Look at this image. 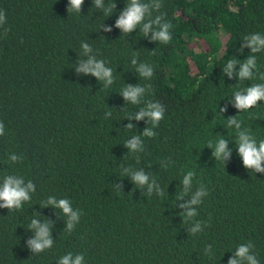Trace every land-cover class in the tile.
I'll return each mask as SVG.
<instances>
[{
  "label": "trees",
  "instance_id": "1",
  "mask_svg": "<svg viewBox=\"0 0 264 264\" xmlns=\"http://www.w3.org/2000/svg\"><path fill=\"white\" fill-rule=\"evenodd\" d=\"M104 2L116 3L112 15L92 0H84L81 13H68L69 0H0L10 29L5 35L0 28V180L15 174L36 185L22 209L0 208V264H56L68 252L82 253L84 264H227L248 241L264 264V173L243 166L235 128L226 127L227 117L236 115L257 140L264 139V101L243 112L229 102L234 91L264 83V52L256 54L254 80L230 79L222 71L228 59L248 56L250 49L240 52L245 35L264 34V0H162L153 16L164 13L172 25L168 44L150 41L139 29L121 33L115 20L126 0ZM81 42L112 68L109 88L91 74H76ZM134 53L152 66L150 80L135 72ZM129 83L150 84L143 99L165 108L156 136L142 137L144 151L137 154L128 153L124 142L151 125L125 118L143 106L119 94ZM108 111L112 116L105 118ZM129 122L136 127L126 129ZM219 138L232 149L226 164L206 146ZM11 153L22 161L10 162ZM161 161L171 163L162 168ZM121 165L143 168L163 195L147 196L123 177ZM188 170L196 172L193 191L202 183L209 192L195 218L207 223L195 236L176 206ZM50 195L82 210L71 233L59 209L41 208ZM36 212L42 222L53 221L54 239L38 255L27 247ZM209 244L213 254L205 255Z\"/></svg>",
  "mask_w": 264,
  "mask_h": 264
},
{
  "label": "clouds",
  "instance_id": "2",
  "mask_svg": "<svg viewBox=\"0 0 264 264\" xmlns=\"http://www.w3.org/2000/svg\"><path fill=\"white\" fill-rule=\"evenodd\" d=\"M84 0H69L67 8L68 13H81V8ZM92 4L96 9L102 10L105 15H112L113 9L116 10V3L108 6L105 5L104 0H92ZM162 0H126L124 8L120 11L118 18L115 20V27L120 29L121 33L130 34L134 30L139 29L143 33V37L148 38L152 42L161 44H168L172 39L170 29L172 25L166 21L165 14L160 13L153 16L154 12H159L162 8ZM6 24L5 11L0 9V28H3L6 35L10 29L4 27ZM101 28L105 32L112 31L110 26L104 24ZM149 33L151 35L149 36ZM240 45V52L245 48L250 49L248 56L243 60L228 59L223 66V74L228 78H237L239 81H251L257 78L259 72L257 65L256 54L264 52V34L259 32L245 35ZM82 51L79 53L77 61L78 67L75 68L77 75L91 74L96 77L98 81L103 82L104 88H109L114 83L113 70L107 66L103 59H98L93 53L92 47L87 42H81ZM154 54V50H153ZM131 64L135 66V72L146 80H150L154 75V70L151 65L145 62H138V54H133ZM237 65L239 69L237 71ZM259 79L264 81V73H259ZM151 91V85L145 84H126L121 89L119 94L124 101L131 105L143 106L136 112L129 113L125 118L129 121L145 120L147 125L140 135H133L124 142V147L128 153L137 154L144 151V143L142 137L152 138L156 136L155 128L159 126L161 120L164 119L165 108L158 101L144 100L146 93ZM234 99L229 102L239 112L247 111L258 105V102L264 101V83H253L244 89L234 91ZM220 113L227 111V104L219 109ZM105 118H110L112 113L105 112ZM126 129H133L135 124L129 122L124 126ZM227 128H235V147L237 153L242 159L243 166L255 173H264V139L257 140L251 134L249 129L242 127V121L238 120L236 115L227 117ZM5 134V125L0 121V136ZM206 146L212 149V157L216 161H221L226 164L232 155V149L229 148V140L219 138L216 141L209 140ZM23 157L16 153L8 155V160L12 163L21 162ZM137 163H139V156H135ZM171 161H161V167L167 168ZM122 175L130 177L133 184L145 191L147 196L154 193L157 196L163 195V190L159 183L150 176L143 168L134 169L131 166L125 167L121 165ZM196 172L188 170L182 177L180 183L182 190L177 195V207L183 209L181 216L185 223H191L187 229L188 233L195 236L203 232L206 223L195 219L198 215L197 206H199L203 198L209 192L204 184H200L193 191V180ZM115 187L122 190V185L116 183ZM36 192V185L32 180H25L23 176L15 174L5 175L0 180V208H6L8 211H15L22 209L23 205L32 200V194ZM185 197H189L185 201ZM180 201H185L179 203ZM51 205L55 209H59L66 220L65 231L71 233L74 231L76 225L80 222V217L83 214L81 209H73L72 202L67 198H57L50 195L46 200L42 201L41 208ZM40 213L36 214L28 224V229L34 231V236L27 240V247L34 254H40L48 249H51L54 244V239L51 233L53 221L47 219L42 222L38 218ZM255 245L248 241L239 244L233 251V255L228 259L227 264H260L257 254L254 251ZM205 255H212V245H206L204 250ZM56 264H84V255L77 253L73 255L72 252L61 256Z\"/></svg>",
  "mask_w": 264,
  "mask_h": 264
}]
</instances>
